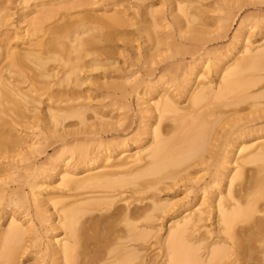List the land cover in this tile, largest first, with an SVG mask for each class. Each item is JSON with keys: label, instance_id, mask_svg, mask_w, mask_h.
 Masks as SVG:
<instances>
[{"label": "rangeland", "instance_id": "rangeland-1", "mask_svg": "<svg viewBox=\"0 0 264 264\" xmlns=\"http://www.w3.org/2000/svg\"><path fill=\"white\" fill-rule=\"evenodd\" d=\"M150 4L153 10L157 9L156 21L145 12ZM182 5L180 0H0V68L6 61V50L26 52L38 40L47 44L60 36L58 44L49 42L50 47H56L58 60L47 63L48 75L41 76L30 63L20 73L1 68V75L25 99L15 96L24 104V117L17 118L18 123L8 128L17 143L12 144L13 150L0 153V229L11 218L29 228L22 252H17V264H54L48 251L64 238V233L55 227L62 212L49 199L67 190L60 185L65 168L73 169L77 173L74 177L100 170H87L88 166L101 164L96 162L100 143L125 145L116 159L136 156L140 146L148 144L146 123L154 121L150 110L156 101L167 97L176 102L181 113L195 114L198 111L191 108L188 98L194 88L209 86L214 94L223 84L227 68L244 56L264 52V0H191L185 8ZM43 7L50 9L48 14L41 12L47 15L40 13ZM122 11L129 24L119 29L106 25L104 17L121 15ZM100 20L105 26L100 22L102 26L92 30V25ZM75 38L81 40L78 46ZM245 75L256 80L242 90L247 98L222 93L219 98L211 95L204 101L213 102L203 112L209 113L206 119L212 122L209 142L177 167L182 166L174 179L166 178L155 188L140 187L138 196L132 195L131 185L115 191L102 189L112 191L111 209H148L153 198L175 201L167 213L154 211V216L141 220L144 230L150 232L141 243L142 264H160L165 259L157 238L164 239L174 220L196 209L202 219L189 231L193 238H202L197 253L205 259L208 244L229 243L218 221V211L212 209V191H219L227 208L237 199L233 190L241 182L250 179L246 181L250 183L253 177L255 181L254 171L264 166V161H256L245 163L242 169L237 163L224 162L225 155L232 153L239 162L244 156L250 158L254 146L264 142V69ZM64 105H83V119L70 117L48 127L45 114ZM178 125L174 117L159 120L166 139L174 140ZM184 126L180 127L185 130ZM248 145L252 148L239 151ZM236 171L242 174L237 175ZM234 173L233 190L229 192ZM84 190L74 192L82 198L86 196L82 195ZM260 200L264 205V199ZM40 204L41 210L37 209ZM90 232H84V245L88 249L89 244L96 243L93 246L98 248L104 234ZM51 233L55 241L50 240ZM214 246L212 243L208 248Z\"/></svg>", "mask_w": 264, "mask_h": 264}, {"label": "bare ground", "instance_id": "bare-ground-1", "mask_svg": "<svg viewBox=\"0 0 264 264\" xmlns=\"http://www.w3.org/2000/svg\"><path fill=\"white\" fill-rule=\"evenodd\" d=\"M189 2L191 0H180V3L183 4L181 8H185ZM149 6L150 8L145 12L152 16L153 21H156L157 17L154 16V12L157 9H152L153 4ZM39 11L40 13L43 11L49 13L50 9L43 7ZM124 13L110 16L104 14L106 18L103 17L107 21L105 22L106 25L108 23L107 26L119 29L123 25L129 24L130 20L124 16L126 14ZM38 20L40 18L34 23H38ZM103 20L96 21L99 24L92 25V30L102 26L100 22L104 24ZM157 24L159 23L157 22ZM35 27H38V25L36 24ZM138 29L140 28L138 27ZM52 33V37L55 36V33ZM66 35L69 36V34ZM59 37H53L49 42L58 44ZM94 37H98V34H95ZM74 41L76 46L81 44L80 39L75 38ZM49 42L46 44V42L38 40L35 47L26 52H16L12 49L6 50L4 54L6 61L1 65V68H5L6 72L20 73L21 69L27 67L28 63H30L34 67L32 69L37 70L41 76L48 75L47 63L50 60H58L55 56L56 47H50ZM48 44L49 46H47ZM1 68L0 153L7 152L11 148L13 150L14 146L12 144L17 143L8 128L12 127V123H18L17 118L24 117V104H21L20 100L25 101L24 97L16 92L14 85H11L12 83L1 75ZM260 69H264V52L244 56L227 68L225 75L222 76L223 84L220 88L218 86L214 94H211L212 88L209 86H197L194 88L188 94V98L191 108L198 111L195 114L190 111L181 113L174 100L161 97L150 110L152 113L151 118H154V121L146 123V129H148V135L150 136L147 141L148 144L145 147L140 146L141 148L136 153V156L130 155L128 158L116 159L115 157L124 151L123 147L125 145L120 143H100L101 148L98 147L96 152V162L101 161V164L93 167L87 165L88 171L97 167L100 170L74 177L77 173L73 169L65 168L60 176V185L67 190L64 194L50 197L49 199L54 208L62 212L55 227L62 229L64 233V238L57 241L58 244H54L52 249L48 251V256L55 259L54 264H101L102 261L109 264H142L140 255L141 243L148 238L150 232L144 230L141 220L154 216V211H158L159 214L167 213L173 208L175 201L168 197L164 199L153 198L152 206H149L148 209L141 210L137 206L128 207V209L125 207L111 209L114 196L110 192L126 185H131L133 186L132 195H137L142 192L140 187L155 188L158 183L166 178L174 179L179 173V168L177 167L185 163L189 158L191 159L195 153L198 154L197 151L201 150L209 142L212 122L206 119L209 113L203 112L213 102L204 101L211 95L214 98H219L222 93H237L238 99L247 98L246 94L242 95V90L246 85L254 84L256 80L252 77L249 78L245 74L249 71L253 72ZM16 95H19L21 99L15 97ZM82 107L83 105L79 107L74 105L56 107L48 115L47 113L45 114L47 126L51 128L54 124H59V122L70 117H78L82 120ZM154 111H158V114L155 115ZM6 116H9L10 119L7 120ZM162 117L176 118L179 125L173 133L174 138L173 136L172 138L174 140L171 138L166 139V135L163 136L164 129L159 126V120ZM180 126H184L186 129L184 130ZM247 148H252V145L242 146L239 151L244 152L243 150ZM250 152H252L251 154L249 153L250 158L244 156L240 162L237 159L238 157H234V153L225 155L224 162L225 164L237 163L238 167L243 169L245 163L251 164L250 162L264 161V142L255 145ZM224 168L225 166L222 167V169ZM240 171L242 172L243 170ZM241 172H237V175ZM254 174L256 175L255 181L253 177V181H250V183H247L250 179L246 180L247 182L245 181L244 184L241 182L238 189L235 187L236 190L231 189L232 178H234L235 173L231 175L228 191L232 192L233 190L237 199H235L233 205L228 204L227 208L222 202L219 191H216V188L213 190L214 194L212 191V199L210 200L212 209L218 211V221L223 225V230L229 240L228 244L214 241L212 243L215 246L211 248L208 247L212 243L208 244L205 259L197 253L198 242L202 238H193L190 233L197 222L202 219L200 211L196 209L186 213L180 219L174 220L173 225L168 228L164 239L157 238L162 250L165 251V259L160 264H264V205L260 204V199H264V166L255 170ZM139 179H142L141 183H136ZM215 182H213L214 185ZM107 187L114 189L112 191L102 190ZM99 188H101L100 191L98 190ZM80 189H85L82 195L86 196L79 198L80 194L74 192ZM68 191L71 192L69 193ZM106 192L107 194H105ZM39 194L40 192L37 195ZM63 198H70V200L66 202L63 201ZM138 198L135 197L134 199L137 200ZM39 200L42 202L40 198ZM57 204L62 205L57 207L59 206ZM37 209L41 210L42 205L40 204ZM94 212L99 213L96 214ZM255 213L259 214L255 215ZM87 214L89 216L83 218ZM47 218L45 216L44 220ZM28 230V227L23 226L13 218H11L5 228L0 229V264H17L18 260L16 258L18 259L19 256H17V252H22L25 240L24 235ZM90 230H93V233L95 231L101 235L104 234L102 235L104 238L101 237L103 238V243L99 242L101 245L98 248L93 246L96 245L95 242L93 245L88 243V249L84 245L85 234H92ZM45 231L51 232V229H46ZM86 231L87 233H84ZM49 238L51 241H55L53 240L54 234L51 233ZM87 239L90 240L89 238ZM90 245L95 249L93 247L89 249Z\"/></svg>", "mask_w": 264, "mask_h": 264}]
</instances>
